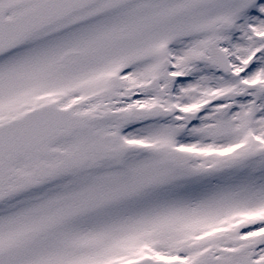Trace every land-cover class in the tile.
<instances>
[{"label": "snow or ice", "instance_id": "1", "mask_svg": "<svg viewBox=\"0 0 264 264\" xmlns=\"http://www.w3.org/2000/svg\"><path fill=\"white\" fill-rule=\"evenodd\" d=\"M0 264H264V0H0Z\"/></svg>", "mask_w": 264, "mask_h": 264}]
</instances>
